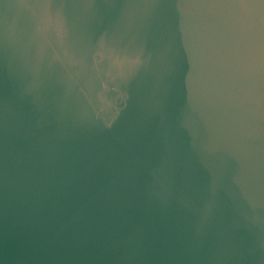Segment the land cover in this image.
I'll return each instance as SVG.
<instances>
[{
  "label": "water",
  "instance_id": "water-1",
  "mask_svg": "<svg viewBox=\"0 0 264 264\" xmlns=\"http://www.w3.org/2000/svg\"><path fill=\"white\" fill-rule=\"evenodd\" d=\"M0 264H264V0H0Z\"/></svg>",
  "mask_w": 264,
  "mask_h": 264
}]
</instances>
